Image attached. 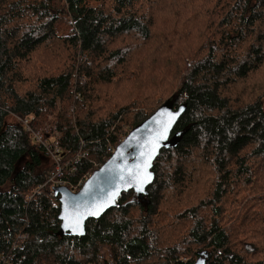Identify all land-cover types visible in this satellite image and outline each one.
<instances>
[{
    "label": "trees",
    "instance_id": "trees-1",
    "mask_svg": "<svg viewBox=\"0 0 264 264\" xmlns=\"http://www.w3.org/2000/svg\"><path fill=\"white\" fill-rule=\"evenodd\" d=\"M166 103L148 194L65 236L14 115L50 117L73 191ZM263 162L264 0H0V264H264Z\"/></svg>",
    "mask_w": 264,
    "mask_h": 264
},
{
    "label": "water",
    "instance_id": "water-1",
    "mask_svg": "<svg viewBox=\"0 0 264 264\" xmlns=\"http://www.w3.org/2000/svg\"><path fill=\"white\" fill-rule=\"evenodd\" d=\"M185 113V107L166 103L119 144L112 157L97 170L77 193L67 187L53 188L61 204V232L84 237L90 220H98L117 206L124 193L142 196L153 184L154 164L164 148L175 147L172 133ZM209 253L202 252L195 264H206Z\"/></svg>",
    "mask_w": 264,
    "mask_h": 264
},
{
    "label": "built area",
    "instance_id": "built-area-1",
    "mask_svg": "<svg viewBox=\"0 0 264 264\" xmlns=\"http://www.w3.org/2000/svg\"><path fill=\"white\" fill-rule=\"evenodd\" d=\"M14 119L29 133L32 140L45 150L54 164L55 171L49 177L48 183L42 186L41 189L47 185H51V188L66 187V182L64 180V165L66 164H64L61 156L63 149L61 142L62 133L57 129L56 125L48 121L40 123V121L34 116L21 118L14 115ZM73 192L77 193L74 189Z\"/></svg>",
    "mask_w": 264,
    "mask_h": 264
},
{
    "label": "rangeland",
    "instance_id": "rangeland-1",
    "mask_svg": "<svg viewBox=\"0 0 264 264\" xmlns=\"http://www.w3.org/2000/svg\"><path fill=\"white\" fill-rule=\"evenodd\" d=\"M50 117H48V118H45V119H40L39 121H40V123H43V122H46L48 119H49ZM48 122H52V120L51 119H49L48 120ZM50 159V158H49ZM50 161H51V163H53L52 162V160L50 159ZM54 165V164H53ZM259 167H260V164H259ZM264 167V162H263V164H261V167L260 168H263ZM256 171H258V170H260V169H255ZM254 175V174H253ZM252 175V176H253ZM262 175H263V177H264V173L262 172ZM254 176H258V175H254ZM255 178V177H254ZM255 181H256V183H254V184H252L251 186H249L248 187V189H249V192H250V194H251V192H253V191H257L258 190V187H259V185H264V182L263 181H259V182H257V179L255 178L254 179ZM249 194V195H250ZM254 198H256V197H251V199H254ZM258 242V241H257ZM260 242L261 241H259L258 243L260 244Z\"/></svg>",
    "mask_w": 264,
    "mask_h": 264
},
{
    "label": "bare ground",
    "instance_id": "bare-ground-1",
    "mask_svg": "<svg viewBox=\"0 0 264 264\" xmlns=\"http://www.w3.org/2000/svg\"><path fill=\"white\" fill-rule=\"evenodd\" d=\"M89 179V178H88ZM88 179H84L82 182H80L79 184H78V186L77 187H73V189L74 190H76L77 192H79V188H83L84 187V185H85V183H86V181L88 180Z\"/></svg>",
    "mask_w": 264,
    "mask_h": 264
}]
</instances>
